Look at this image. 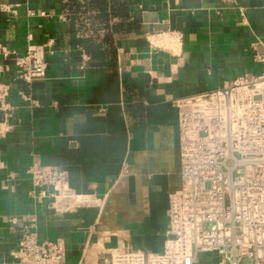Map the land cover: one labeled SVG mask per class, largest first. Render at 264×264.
Returning <instances> with one entry per match:
<instances>
[{
    "label": "crops",
    "instance_id": "1",
    "mask_svg": "<svg viewBox=\"0 0 264 264\" xmlns=\"http://www.w3.org/2000/svg\"><path fill=\"white\" fill-rule=\"evenodd\" d=\"M113 1L129 15L111 19L109 28L119 27L107 43L111 30L97 28L91 0H0L19 11L0 12V43L24 54L53 42L44 49V81L27 84L0 59V83L15 107L11 118L0 115L4 261L36 212L39 241H64L66 264L80 263L89 235L99 243L86 264L101 247L161 253L169 196L181 189L173 103L264 72L253 48L264 49V0ZM35 160L66 170L72 191L91 205L55 213L51 200L35 204L28 197Z\"/></svg>",
    "mask_w": 264,
    "mask_h": 264
},
{
    "label": "built area",
    "instance_id": "2",
    "mask_svg": "<svg viewBox=\"0 0 264 264\" xmlns=\"http://www.w3.org/2000/svg\"><path fill=\"white\" fill-rule=\"evenodd\" d=\"M0 12L11 17L19 13L18 6L4 3ZM52 45L48 41L20 54L0 43V59L12 61L23 82L44 81V49ZM253 48L255 61L264 65V49ZM8 91L0 83V115L5 118L15 111ZM173 104L178 110L181 189L169 196L163 251L101 247L94 264H264V72ZM28 175V197L35 204L51 200L55 213L92 203L72 191L69 173L60 167L35 160ZM18 222L9 219L12 225ZM38 222L37 212L26 217L8 261L0 253V264H66L64 241H39ZM98 243L89 235L79 264L87 263Z\"/></svg>",
    "mask_w": 264,
    "mask_h": 264
},
{
    "label": "trees",
    "instance_id": "3",
    "mask_svg": "<svg viewBox=\"0 0 264 264\" xmlns=\"http://www.w3.org/2000/svg\"><path fill=\"white\" fill-rule=\"evenodd\" d=\"M91 3L99 11V17L95 22L97 23V28L104 27L111 30V33H109V36L106 38L107 43H110L113 39V35L117 34L119 27L115 25L109 28L111 19L114 17L127 19L129 15L128 6L126 4L120 5V11L118 12L116 2L113 0H91ZM87 49L89 50V53L91 54L93 59H95L97 56L95 50L98 49L97 44L89 42Z\"/></svg>",
    "mask_w": 264,
    "mask_h": 264
}]
</instances>
